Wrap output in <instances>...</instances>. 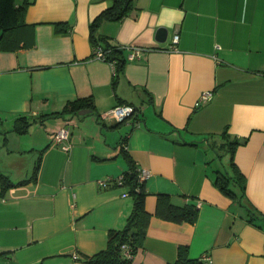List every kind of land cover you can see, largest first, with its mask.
Masks as SVG:
<instances>
[{"label":"crops","instance_id":"0c3cea01","mask_svg":"<svg viewBox=\"0 0 264 264\" xmlns=\"http://www.w3.org/2000/svg\"><path fill=\"white\" fill-rule=\"evenodd\" d=\"M28 2L23 23L5 32L17 48L0 49V125L24 117L26 144L40 155L34 179L6 174L27 181L0 195V264H84L104 249L132 208L128 188L114 181L129 158L148 172L151 213L133 264L173 262L184 246L188 257L205 254L213 264H264V220L250 221L220 191L212 165L224 131L241 141L234 162L247 201L264 217V0H133L127 15L97 28L124 49L116 82L89 38L91 20L112 0ZM159 26L167 28L163 42ZM205 90L212 95L199 102ZM77 98L91 99V111L43 116ZM122 102L135 112L114 126L106 114ZM60 127L70 130L69 150L51 140ZM107 177V186L98 183ZM158 193L194 206V219L156 216Z\"/></svg>","mask_w":264,"mask_h":264},{"label":"trees","instance_id":"16d2710c","mask_svg":"<svg viewBox=\"0 0 264 264\" xmlns=\"http://www.w3.org/2000/svg\"><path fill=\"white\" fill-rule=\"evenodd\" d=\"M112 5L103 9L90 22V42L93 49L100 47L103 59L111 62L115 68L116 82L119 74L123 71L126 62L124 49L119 45L109 42L107 36L99 34L97 28L104 20H116L124 17L133 8V0H112ZM28 0H23L16 4L15 0H0V49L14 50L18 43L15 39L7 37V31H13L23 23V16L28 5ZM59 25V24H57ZM63 25V24H62ZM65 26V25H64ZM61 30V29H60ZM64 30V29H63ZM94 54V52H93ZM126 103V102H122ZM93 107V102L89 98H77L68 101L62 110L44 114L43 116L63 115L64 113H77L79 109L84 107ZM122 121H115L114 126L119 125ZM15 123L19 126L14 127L18 132H24L30 124L24 117H20ZM223 141L216 145L217 149H221L228 156V164L223 167L213 165L214 184L225 195L237 200L248 211V219L255 222L257 225L262 223L259 220H264V217L259 215L254 206L247 201L245 195V176L240 172L234 162V151L241 141L230 138L226 131L222 134ZM126 155V154H125ZM127 156V155H126ZM218 157L221 155L218 152ZM38 162L35 164L34 171L30 178H35L38 168ZM122 183L128 188V194L132 197V208L127 216L125 225L120 229H110L107 234V245L104 249L82 257L84 264H133V258L137 249L140 247L146 233L151 213L147 211L145 201L147 192L144 188V180H140L138 170L132 160L129 158V168L123 172ZM27 180L12 182L8 175L0 170V195L17 184L24 183ZM196 214V208L191 205L179 206L171 202L166 193H158L155 215L163 219L172 220L175 222L192 221ZM128 250L130 256L125 254ZM187 248L180 247L178 249L177 258L173 262L165 264H213L209 260L201 257H188L186 255ZM5 252H1L3 254ZM36 264H43L42 261Z\"/></svg>","mask_w":264,"mask_h":264},{"label":"rangeland","instance_id":"374dc122","mask_svg":"<svg viewBox=\"0 0 264 264\" xmlns=\"http://www.w3.org/2000/svg\"><path fill=\"white\" fill-rule=\"evenodd\" d=\"M16 126H19V123H14L12 126L6 125L5 129L2 125H0V130L2 132L0 135V140L8 137L11 142H6L4 146L2 144L0 148V170L5 174L11 175L10 178L13 180L25 175L30 176L34 168L33 163L34 161L35 163L37 162V157L40 155L39 150L33 151V149L30 148L31 146L26 144L28 141H30L31 134H29L27 131L13 133L14 127ZM9 146L12 147L11 149H15V155H8L7 151L10 149ZM213 149L216 158L214 159L212 165L220 167L223 170V167H226L228 164V156L221 149H217L215 147ZM218 152L221 157H218ZM14 160H17L18 162V166L16 167L13 163ZM26 164H28V166ZM11 169L13 170V174H10Z\"/></svg>","mask_w":264,"mask_h":264},{"label":"built area","instance_id":"2783aa9c","mask_svg":"<svg viewBox=\"0 0 264 264\" xmlns=\"http://www.w3.org/2000/svg\"><path fill=\"white\" fill-rule=\"evenodd\" d=\"M177 40H178V34H174L172 37V42L176 43ZM93 52H94V55L96 57L103 59V54H102L100 47L94 48ZM136 52H137V50H134L131 53V56L134 55ZM211 95H212L211 90H205L204 92H202V94L199 98V102H203V101L209 99L211 97ZM134 112H135V107L132 104H130V103H118L111 108V110L106 114V117H110L114 121H122V120H126L127 118L131 117L134 114ZM50 137H51V140L55 143H63V148L65 150L70 149V143H68V140L70 139L69 128L60 127L59 129L52 131L50 133ZM65 141H67V143ZM137 170H138V175H139L140 180H144L148 176V172L146 170H142V169H137ZM114 181L116 184H121L122 183V176L120 175ZM110 182H111V178H108V177L105 179H100L98 181V183L103 185V186H107ZM125 254L127 256H130V254L128 253V250L125 251ZM202 258L205 260H209V256H207L205 254L202 256Z\"/></svg>","mask_w":264,"mask_h":264},{"label":"water","instance_id":"95a60500","mask_svg":"<svg viewBox=\"0 0 264 264\" xmlns=\"http://www.w3.org/2000/svg\"><path fill=\"white\" fill-rule=\"evenodd\" d=\"M166 36H167V28L164 27V26H159L156 30V39L157 41L159 42H163L166 40ZM91 109L89 108H84V109H81L79 110V114H86L88 112H90Z\"/></svg>","mask_w":264,"mask_h":264}]
</instances>
